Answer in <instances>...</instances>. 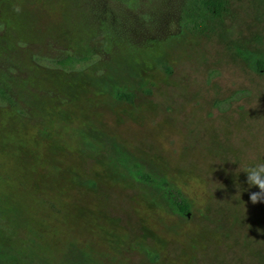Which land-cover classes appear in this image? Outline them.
Listing matches in <instances>:
<instances>
[{"label":"rangeland","instance_id":"rangeland-1","mask_svg":"<svg viewBox=\"0 0 264 264\" xmlns=\"http://www.w3.org/2000/svg\"><path fill=\"white\" fill-rule=\"evenodd\" d=\"M223 1L0 0V264H264V0Z\"/></svg>","mask_w":264,"mask_h":264},{"label":"trees","instance_id":"trees-1","mask_svg":"<svg viewBox=\"0 0 264 264\" xmlns=\"http://www.w3.org/2000/svg\"><path fill=\"white\" fill-rule=\"evenodd\" d=\"M125 4H131L133 0H116ZM203 7L214 17L220 18L222 16V12L224 10V1L223 0H202ZM89 59L87 57H76L71 55H66L63 58L60 59H54L50 60V63L54 65L57 68L63 69V70H72L75 69L77 66H79L82 63H85ZM257 70L261 71L263 69L262 64L258 62L256 64ZM117 96L121 99H126L131 101L132 95L128 93H118ZM235 94L229 96L228 98L220 101L214 102V107L217 108L220 111H223L226 105H229L231 100L235 98ZM148 180V178L144 177ZM172 206L175 208V210L183 215L187 216L190 211V205L189 203L181 196V194L178 191H174L170 195Z\"/></svg>","mask_w":264,"mask_h":264},{"label":"clouds","instance_id":"clouds-1","mask_svg":"<svg viewBox=\"0 0 264 264\" xmlns=\"http://www.w3.org/2000/svg\"><path fill=\"white\" fill-rule=\"evenodd\" d=\"M241 168V165H240ZM246 173V181L250 187L258 188V191L250 192V200L253 204L264 202V162H257L243 167Z\"/></svg>","mask_w":264,"mask_h":264}]
</instances>
